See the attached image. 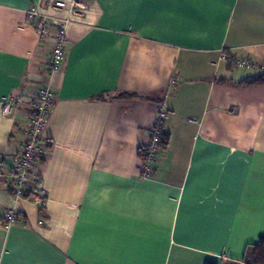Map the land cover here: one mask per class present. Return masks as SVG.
Returning <instances> with one entry per match:
<instances>
[{
    "label": "crops",
    "instance_id": "1",
    "mask_svg": "<svg viewBox=\"0 0 264 264\" xmlns=\"http://www.w3.org/2000/svg\"><path fill=\"white\" fill-rule=\"evenodd\" d=\"M34 1L0 0V156L28 127L25 106L3 104L49 84L46 198L0 186V264H243L264 237V85L220 54L264 63V0H89L51 78ZM161 107L169 142L143 177Z\"/></svg>",
    "mask_w": 264,
    "mask_h": 264
},
{
    "label": "built area",
    "instance_id": "2",
    "mask_svg": "<svg viewBox=\"0 0 264 264\" xmlns=\"http://www.w3.org/2000/svg\"><path fill=\"white\" fill-rule=\"evenodd\" d=\"M88 7L89 0H37L27 9V20L35 24L40 41L51 43L48 63L50 78L61 70L66 60L69 25L74 18L83 16ZM52 11L64 14L57 15L51 13ZM220 59L237 67L264 71V63L250 57L233 56L222 51ZM172 82L175 83V80ZM55 99L56 93L48 84L38 88L32 94H13L2 106V113L5 116H12L22 106L27 108L28 127L21 151L12 157L0 156V186L10 180L15 201L31 199L36 203H43L46 198L42 174L50 145L44 139L43 131ZM165 119H167V111L161 107L156 123L142 147L140 166L143 177H149L152 174L159 160L163 149L162 124ZM191 121L196 122L197 119L193 118ZM2 220L7 228L17 223L19 217L16 207H7Z\"/></svg>",
    "mask_w": 264,
    "mask_h": 264
},
{
    "label": "trees",
    "instance_id": "3",
    "mask_svg": "<svg viewBox=\"0 0 264 264\" xmlns=\"http://www.w3.org/2000/svg\"><path fill=\"white\" fill-rule=\"evenodd\" d=\"M260 73L247 77L240 81V84L250 86V85H264V71L260 70ZM163 147H165L169 142V136L164 134L162 138ZM45 161V160H44ZM18 217L19 213H18ZM216 264V263H207ZM238 264V263H229ZM243 264H264V237H262L257 243L251 245L248 249L246 258Z\"/></svg>",
    "mask_w": 264,
    "mask_h": 264
}]
</instances>
